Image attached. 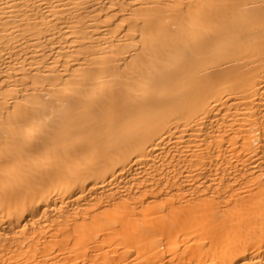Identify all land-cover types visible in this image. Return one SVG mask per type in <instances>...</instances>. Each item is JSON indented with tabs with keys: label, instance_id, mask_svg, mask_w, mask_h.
I'll use <instances>...</instances> for the list:
<instances>
[{
	"label": "bare ground",
	"instance_id": "obj_1",
	"mask_svg": "<svg viewBox=\"0 0 264 264\" xmlns=\"http://www.w3.org/2000/svg\"><path fill=\"white\" fill-rule=\"evenodd\" d=\"M0 264H264V0H0Z\"/></svg>",
	"mask_w": 264,
	"mask_h": 264
}]
</instances>
